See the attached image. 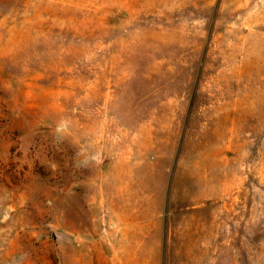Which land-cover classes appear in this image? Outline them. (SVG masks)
Segmentation results:
<instances>
[{
	"label": "rangeland",
	"instance_id": "1",
	"mask_svg": "<svg viewBox=\"0 0 264 264\" xmlns=\"http://www.w3.org/2000/svg\"><path fill=\"white\" fill-rule=\"evenodd\" d=\"M0 264H264V0H0Z\"/></svg>",
	"mask_w": 264,
	"mask_h": 264
}]
</instances>
